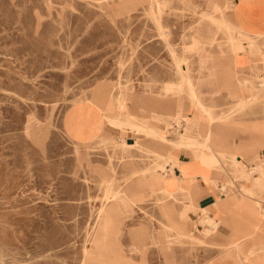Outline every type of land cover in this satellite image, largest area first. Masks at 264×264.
<instances>
[{"label": "rangeland", "instance_id": "obj_1", "mask_svg": "<svg viewBox=\"0 0 264 264\" xmlns=\"http://www.w3.org/2000/svg\"><path fill=\"white\" fill-rule=\"evenodd\" d=\"M207 7V0H0V264H100L95 258L105 264H215L214 231L205 237L198 230L205 213L194 214L191 230L197 239L173 232L167 237L160 192L150 195L144 188L142 200L118 206L131 197L136 177L164 179L158 174L171 159L142 149L147 142L143 134H130L138 143L128 146L135 140L110 143L84 130L88 113L103 109L107 132L119 136L107 117L118 116L117 98L132 93V107L137 95L147 96L151 120L152 108L159 107L155 103L170 104L171 113L192 104L167 41L185 60L206 105L202 88L220 77L215 57L229 58L228 42H235L223 19L227 39L218 31V43L206 46L209 56L201 61L206 49L199 28L215 18L203 11ZM155 16L168 31L167 41ZM255 78L240 82L248 99L244 106L238 107L232 96L236 105L231 110L211 111L228 114L216 122L250 123L264 116L245 111L264 105V77ZM164 88L180 94H165ZM153 123L171 136L185 130L182 120ZM251 132L264 135L259 128ZM165 136L159 139L165 142ZM258 161L263 163L264 156ZM223 162L229 167L228 156ZM169 168L173 172L174 166ZM244 168L241 173L242 166L233 161L237 182L264 175L261 168ZM174 204L179 209L185 201ZM115 215L121 223H114ZM139 227L144 229L140 239L134 232Z\"/></svg>", "mask_w": 264, "mask_h": 264}, {"label": "crops", "instance_id": "obj_2", "mask_svg": "<svg viewBox=\"0 0 264 264\" xmlns=\"http://www.w3.org/2000/svg\"><path fill=\"white\" fill-rule=\"evenodd\" d=\"M207 6L203 11L215 18L213 23L209 21L207 28H199L206 53L207 45L212 46L218 43L216 37L218 31L224 32L226 39L228 37L227 31H223V24H225L223 19L229 22V26H226L234 33L235 42L230 43L227 40L229 54L225 55L229 58L215 57V74L220 77L214 78L211 85L208 84L206 88H202V94L206 95V105L199 96L205 111L198 103H194L190 96L192 104L185 103L184 108L180 106L175 110L183 117L185 130H182L181 134L186 133L187 128L190 132L191 147L168 145L164 141L146 137V148L142 149L168 156L171 154L174 160L171 159L169 165L174 166L173 172L170 166L166 165L167 170L158 174L164 176L159 183L152 181L150 174L136 177L132 180V184L130 183L131 197L121 200L118 206L128 208L131 200H142L144 188L150 190V195L160 192L162 198L159 200L163 202L159 205V210L164 219L161 221L164 235L168 237L173 232L178 236L197 239L192 234L191 227L192 223L196 222L194 214L200 211L206 215L203 217L204 227L198 230L205 237H209L214 231L211 240L218 245L217 250L214 249L215 264H264V215H262L264 213V175L254 174L252 180L245 179L238 182L232 177L234 160L242 166L241 173L246 172L244 167L250 170L252 168L264 170V162L258 161L261 156H264V135L251 132L258 128L264 132V116L261 115L258 120L250 123L230 121L220 123L216 121L225 118L228 114L215 116L211 112L220 113L231 110L230 108L236 105L231 102L232 96L238 98L236 99L238 107L244 106L248 99L243 96L240 82L254 80L257 75L264 77V51L261 48L264 47V0H207ZM247 37L253 40V43L245 39ZM224 52L221 49L219 55L223 56ZM235 73L244 76V79L237 80ZM169 94L178 96L180 93L171 91ZM140 98L146 101L147 111V96ZM244 98L246 103L240 106L245 101ZM155 104L159 107L152 108L153 115H158L171 107L170 104L166 106H162L159 102ZM245 111L264 112V105L258 109L255 107ZM92 113H95L96 118L99 119L85 123L84 130L88 135L90 134L89 136L106 137L111 140L110 143L113 141L119 143L121 138H126L127 141L136 139L129 135L134 133L133 129L137 127L138 121H134V125L131 121H121L120 127H115L121 134L116 136L107 132L106 117L103 112H100V115H97V110ZM114 118L107 117V121ZM162 120L165 121V119ZM257 122L263 125L259 126ZM149 123V120H146V129ZM88 127L90 129L87 130ZM195 128L198 129L196 133H194ZM163 147L167 150L163 151ZM225 155L228 156L229 167L222 163V157ZM204 156L206 157L203 158ZM220 166L225 172L221 173ZM229 180L233 182V185L229 184ZM175 200H184L185 205L178 209L174 204ZM117 219L118 217L114 223L121 221ZM172 224L175 227H172ZM134 232L140 239L144 229L139 227ZM199 239L203 241L202 238ZM113 250L114 247L111 244V253ZM95 260L105 264L97 258Z\"/></svg>", "mask_w": 264, "mask_h": 264}, {"label": "bare ground", "instance_id": "obj_3", "mask_svg": "<svg viewBox=\"0 0 264 264\" xmlns=\"http://www.w3.org/2000/svg\"><path fill=\"white\" fill-rule=\"evenodd\" d=\"M153 5V4H152ZM208 14V13H207ZM154 18V17H153ZM203 19V18H202ZM155 20H156V22H157V24H158V26H159V31H160V34H161V36L167 41V39H168V31L167 30H165V28H162L161 27V24H160V20L155 16ZM154 20V21H155ZM212 21V20H211ZM225 21V23H226V25H229V22L225 19L224 20ZM200 22V21H199ZM213 23V22H212ZM197 31V30H196ZM193 35H195V34H193ZM203 42V41H202ZM194 43V42H193ZM167 44H168V46H169V48H170V52H171V55H172V57H173V59H174V61H175V64H176V67H177V69H178V71H179V73L182 75V77L185 79V81L187 82V84H188V87H189V96L191 97V99L193 100V102L194 103H198L199 104V106L201 107V109L202 110H204L205 111V106L203 105V103L200 101V99H199V95H198V92H197V90H196V87H195V83L193 82V80L191 79L192 77H190L189 75H188V68H187V66H186V62H185V60L182 58V57H180L179 55H178V53H177V51L175 50V48H173L172 47V44L169 42V41H167ZM203 44V43H202ZM198 49V48H197ZM198 52V51H197ZM201 54V61L202 62H204L205 60H206V57L208 56L207 55V53H206V51L205 50H202L201 52H200ZM174 84V83H173ZM242 85V84H241ZM165 86V85H164ZM175 86H176V84H175ZM174 86V87H175ZM179 88V87H178ZM128 91H129V89H128ZM164 93L165 94H169V92H171V90L169 89V88H164ZM175 91V90H174ZM132 93V92H131ZM177 93H179V92H177ZM130 95V94H129ZM133 95H134V93H132L130 96H120V97H118L117 98V100H116V105H117V112H118V116H116L114 119H109V123L112 125V126H114V127H117V128H119L120 127V122L121 121H123V120H127V121H131V122H134V121H138V124L137 125H140L141 123V121L142 122H144L143 124H145L146 123V120L148 121L149 120V126L147 127V129H146V124L145 125H141V127L140 126H138V127H134V129H133V131L135 132V133H137V134H143V135H145V136H147V137H149V138H152V139H156V140H160V139H162L161 138V136L163 135V134H165L166 136H165V138H164V140H165V143H167L168 145H173V146H177V145H182V146H185V147H191V143H192V141H191V137H190V132L188 131V128H187V130H186V133H183V134H181V131H180V134L179 135H173V136H171V135H168L167 134V131L165 130L164 131V129L163 128H159V127H157L156 125H154V123H153V121L154 120H160V121H163L162 119H170L171 118V120L173 119V120H176L178 123L179 122H181V120L183 119V117L182 116H180L177 112H169L168 111V109H169V107L165 110V111H161L162 113H159L158 115H153L154 113H152V115H151V118H152V120L151 119H149L148 117V115H146V101H143L140 97H139V95H137V97H136V101H135V103H134V105H133V107H132V99H133ZM246 98V97H245ZM243 99V100H245V101H243L241 104H240V106H242V105H244L245 103H246V99ZM158 106V105H157ZM163 106V105H162ZM133 109L134 110H137L138 112H139V114H141V115H138V113H136V112H134L133 111ZM100 112H103V109H100L99 111H98V114L97 115H100ZM152 112H153V110H152ZM104 113V112H103ZM205 113V112H204ZM144 114V115H143ZM227 116V115H226ZM99 117V116H98ZM104 118V117H103ZM88 121L86 122L87 124H88V122H95L96 121V115H95V113H92V111H90L89 112V116H88ZM99 119V118H98ZM97 119V120H98ZM114 120V121H113ZM188 122H189V120H187ZM124 122V121H123ZM168 122V121H167ZM136 124V123H135ZM86 126V125H85ZM88 129H90L89 127L87 128V130ZM75 133V132H74ZM92 134V133H91ZM103 134V133H102ZM90 135V134H89ZM87 136V135H86ZM108 136V135H107ZM126 136V135H125ZM207 136H208V133H207ZM209 136H211V134H209ZM103 137V136H102ZM105 138V137H104ZM160 138V139H159ZM138 140V139H137ZM163 140V139H162ZM178 140V141H177ZM132 141V140H131ZM152 141V140H151ZM161 141V140H160ZM90 143V142H89ZM97 143V142H96ZM118 143V142H117ZM138 143V141H135V143H129V142H126V145H128V146H135L136 144ZM187 143V144H186ZM142 144V143H141ZM196 145V144H195ZM194 145V146H195ZM197 148V147H196ZM203 149V148H202ZM151 150V149H150ZM202 153V152H201ZM168 154V153H167ZM160 155H162V156H164V157H167L168 155H164V154H162V153H160ZM206 156H204L203 158H205ZM168 159H172V160H174V158H173V156L170 154L168 157H167ZM236 161V160H235ZM164 162V161H163ZM237 162V161H236ZM182 163V162H181ZM152 167V166H151ZM237 167H238V165H237ZM148 168V167H147ZM244 173V172H243ZM155 175L156 174H153L152 175V181H154V182H157V183H159L161 180H163V179H156L155 178ZM246 175V174H245ZM138 179V178H137ZM141 180V179H140ZM143 181L145 180V178L144 179H142ZM143 183V182H142ZM132 188V187H131ZM127 196V195H126ZM107 207V206H106ZM106 207H103L101 210H100V212H99V214H100V216H101V214H102V212H103V210H104V212H105V210L107 209ZM103 216V215H102ZM107 217V216H106ZM115 217H116V215H115ZM114 217V218H115ZM97 226V225H96ZM172 226H173V224H172ZM95 229V228H94ZM94 231V230H93ZM239 249V248H238ZM87 251V250H86ZM88 256V255H87Z\"/></svg>", "mask_w": 264, "mask_h": 264}]
</instances>
